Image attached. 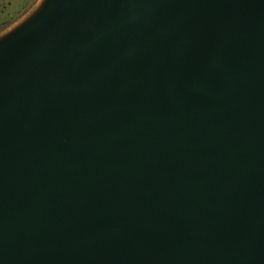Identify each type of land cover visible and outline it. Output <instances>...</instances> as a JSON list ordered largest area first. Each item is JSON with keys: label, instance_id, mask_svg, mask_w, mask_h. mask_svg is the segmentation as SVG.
<instances>
[{"label": "water", "instance_id": "obj_1", "mask_svg": "<svg viewBox=\"0 0 264 264\" xmlns=\"http://www.w3.org/2000/svg\"><path fill=\"white\" fill-rule=\"evenodd\" d=\"M0 264H264V0H43L2 34Z\"/></svg>", "mask_w": 264, "mask_h": 264}, {"label": "rangeland", "instance_id": "obj_2", "mask_svg": "<svg viewBox=\"0 0 264 264\" xmlns=\"http://www.w3.org/2000/svg\"><path fill=\"white\" fill-rule=\"evenodd\" d=\"M42 1L0 0V36L28 17Z\"/></svg>", "mask_w": 264, "mask_h": 264}]
</instances>
